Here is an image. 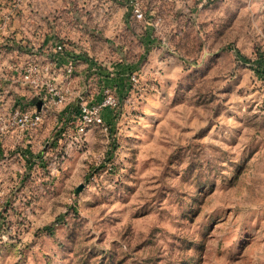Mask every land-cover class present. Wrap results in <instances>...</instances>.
I'll list each match as a JSON object with an SVG mask.
<instances>
[{
    "label": "rangeland",
    "instance_id": "rangeland-1",
    "mask_svg": "<svg viewBox=\"0 0 264 264\" xmlns=\"http://www.w3.org/2000/svg\"><path fill=\"white\" fill-rule=\"evenodd\" d=\"M38 103L0 264H264V0H0V116Z\"/></svg>",
    "mask_w": 264,
    "mask_h": 264
},
{
    "label": "built area",
    "instance_id": "built-area-1",
    "mask_svg": "<svg viewBox=\"0 0 264 264\" xmlns=\"http://www.w3.org/2000/svg\"><path fill=\"white\" fill-rule=\"evenodd\" d=\"M134 16L137 19L142 18V13L139 8L134 10ZM61 47L58 46V49ZM27 68L22 70L23 80L29 84L30 87L34 89H43L48 88L49 92V101L48 103L60 106L65 101V92L61 90H55L51 87L50 84H39L37 78H39L40 74L46 75L48 71L51 70L49 65H45L44 67H39L36 63H28ZM66 73L69 75L72 73V67L68 66L65 68ZM135 81V79L133 78ZM44 103V100H43ZM110 105H114V100L112 98H108L107 102ZM80 114V108H79ZM82 114L84 121L86 123H101V118L99 115V111L96 109H87L82 108ZM6 116H0V131L3 134H7L9 132H20V133H28L37 129L42 123V117L40 116V110H24V109H12V111Z\"/></svg>",
    "mask_w": 264,
    "mask_h": 264
},
{
    "label": "water",
    "instance_id": "water-1",
    "mask_svg": "<svg viewBox=\"0 0 264 264\" xmlns=\"http://www.w3.org/2000/svg\"><path fill=\"white\" fill-rule=\"evenodd\" d=\"M37 108H38V109L40 108V103H38ZM78 189H79V188H78Z\"/></svg>",
    "mask_w": 264,
    "mask_h": 264
}]
</instances>
